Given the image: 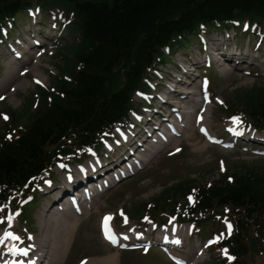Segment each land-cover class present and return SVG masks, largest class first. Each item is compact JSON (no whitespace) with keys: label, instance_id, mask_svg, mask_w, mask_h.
Instances as JSON below:
<instances>
[{"label":"trees","instance_id":"1","mask_svg":"<svg viewBox=\"0 0 264 264\" xmlns=\"http://www.w3.org/2000/svg\"><path fill=\"white\" fill-rule=\"evenodd\" d=\"M33 3L57 8L73 36L63 46L66 50L58 48L63 64L51 85H38L26 109L5 110L8 119L0 130L3 200L28 195L34 183H25L57 155L99 149L112 128L138 109L133 95L147 89L149 71L165 60L163 46L180 45L204 28L232 20L261 24L264 19V0H0V36L4 24ZM223 109L264 129V84L237 90L226 97ZM216 164L217 178L178 181L149 208L154 215L166 208L176 216L187 215L197 225L215 222L216 215L228 217L234 224L224 242L234 257L228 264H244L251 251L264 248V168L235 173L226 159ZM138 207L135 212L141 211Z\"/></svg>","mask_w":264,"mask_h":264},{"label":"rangeland","instance_id":"2","mask_svg":"<svg viewBox=\"0 0 264 264\" xmlns=\"http://www.w3.org/2000/svg\"><path fill=\"white\" fill-rule=\"evenodd\" d=\"M42 18H44L46 23H49L51 20L55 22V18H53L52 15L48 17L42 13L41 19ZM27 20L28 18L24 17V15H18L14 29L9 33V40L17 38L16 36L20 34L23 37H27L28 34L25 33V30L29 28V25L25 26ZM41 26H45L43 37L49 36L50 39L45 38L46 44L43 48L41 47L38 49L37 56L32 58L27 64L23 65L18 76L0 92V97H2V99H0V129L3 127V116L1 115V112H5L8 107L16 111H20L23 108L26 109V107H28L26 106L28 99H30L33 92L36 91L35 84L42 83L49 86L52 83V76L60 73L59 65L63 64V61L57 55L58 49L56 46L66 44L69 40L68 37L70 33L67 30L63 31L65 37H59L60 28L58 25L55 27H48L47 24H41ZM41 26H39V28H42ZM227 30L228 33H232L230 29ZM238 34L239 35L236 36V39L240 40L244 35L243 33ZM197 43L198 42L192 38L191 41L182 44L181 48H178L177 50L188 54H190V51L191 53L193 52L192 56L194 60L200 65L201 62H198L200 57L197 56ZM62 50L66 49L61 47V51ZM243 51H246V46L243 48ZM67 54H70V52L67 51ZM176 56H181V53L172 52L167 63L160 64L159 71L157 74H151L150 79L155 80L157 75L165 77L171 72H174L173 66L179 60ZM10 57V54L1 45V73H4L6 64L11 62ZM260 61L261 58L253 64L254 67L252 68V71L234 70L231 73H222L217 65L213 63L211 67L207 69V73L211 78L210 87L212 97L210 101L207 102L202 100L203 105L200 104V107L204 108L206 111L208 118L207 126L210 128L208 130L213 135H221L222 128H224L228 122V120H225L227 119L225 118L226 114L219 108L222 99L234 96L237 90H243L245 88H251L252 86L264 84V76L260 74L261 72L264 73V67ZM200 68L202 67L195 69L194 73H202ZM255 70L257 72H254ZM259 76H263V78ZM197 81L198 79L195 80V84ZM177 88L179 90H184L181 84H178ZM138 97L140 96L136 95V100ZM195 97L196 100H199L201 95L198 93ZM138 100H140V98ZM170 100L174 105H177L175 101L178 99L171 98ZM192 105V103H188V110H190ZM168 111L169 109L165 107L164 112ZM131 118L132 116H130V120ZM248 129L253 130L252 128ZM245 149L246 148L242 146L228 148L219 143H209L198 133V128L195 125L194 128L190 130L189 136L181 138L176 146L168 147L165 151L155 155L151 161L144 163L143 170L130 177L131 180L127 179L129 180L128 182L120 184L113 189L107 196L106 200L105 196L102 197L98 207L94 208L85 219L77 223L78 225L72 236L68 252L61 264H75L80 257L86 255L95 258L107 253L115 252V249L111 248L108 244H105L99 235L98 222L102 212L109 211L112 213L116 206H123L131 216L139 217L141 216V213L134 211L135 206H139L138 208L142 210L143 206L141 205L145 202L155 201V198H159V195L164 191L173 189L176 182L185 178H194L196 182H209L212 179L217 178L219 176V169L215 166L217 165L216 163L219 157L226 159L228 161L229 169L235 173L263 170L264 153L262 154V152H264V150ZM169 152L179 153L170 156L167 155ZM146 154L152 155V153L149 152ZM148 157L149 155L145 156V159ZM54 177L56 178V176ZM51 204L52 200L50 196H40L37 202L29 209L28 216L30 230L33 231L37 241L38 239H41L43 233H46L47 231L44 221L47 220V217H49L48 215L50 213L51 216L57 215L55 212V206L49 207ZM167 212L168 210H166V213ZM157 219L159 220V216ZM161 220H164L162 214ZM41 223H43L44 226H41ZM21 224L22 223H18L19 229L23 230ZM205 225L209 226V228H204L203 233L198 235L194 234L188 240L186 237L183 239L185 245L183 253L190 257L191 261H193L192 254L195 255V252L198 251L194 245L196 243H202L205 238L207 239L211 237L213 235L212 232L216 230L214 228L216 224L207 222ZM118 229L122 230L123 228L121 227ZM248 234L250 235L251 233L248 232ZM190 252H192V254ZM117 253V264H170L166 261L164 255L157 249H151L148 252L149 254L147 253L148 255H144L140 253V251H118ZM199 256L201 260L195 264L209 263V260H207L208 253L203 252ZM242 260L244 264H264V252L261 254L260 252L251 251V253Z\"/></svg>","mask_w":264,"mask_h":264},{"label":"bare ground","instance_id":"3","mask_svg":"<svg viewBox=\"0 0 264 264\" xmlns=\"http://www.w3.org/2000/svg\"><path fill=\"white\" fill-rule=\"evenodd\" d=\"M33 56H37V53H34L33 55H31L30 58H32ZM28 61L25 59L21 63L22 66L27 64ZM21 69L19 68L18 70H16V68L12 67L11 63H8L6 72H5V76H6L5 81L0 83V92L3 91V89L6 88V86L10 84L18 76V73ZM220 71L222 73H227V68L222 66V68H220ZM189 85L190 83L187 84V86H185V88H188L187 90L185 89V91L180 92V94L179 92L174 94V95H177V98L179 99L177 100L178 108L182 109V110L176 109L177 111L176 115L177 117H179L181 116V113H182V115L186 117L187 122L180 123L179 119L177 118L174 119V123L171 125L170 128L173 131L178 132L179 136L169 137L166 141L163 142L161 146L154 147L153 155L145 154L143 159L146 162L151 161L155 155H158V153H160L164 149L168 147L176 146L178 144V141L181 138H185L189 136V132L193 128L192 127L193 124L197 123L199 125L198 128L201 127V129H204L205 127H207L206 125H207L208 118L205 112L196 115L197 112L194 114L191 110H188L189 108L187 107L188 103L193 102V99L191 96H194V95L196 96L198 94L197 86L196 85L189 86ZM182 94H186V95H182ZM183 98H186V100H184ZM175 125H178V127L174 128ZM148 155L149 157L145 159V156H148ZM119 182L120 181H118L117 183H114L109 188L112 189L114 186H117ZM55 189L56 187H54L51 190L50 189L48 190L49 192H52ZM108 190L105 189L104 192H107ZM104 192L101 191L97 195H94L91 200L81 202L80 212L78 210H75V208L71 207L70 209L68 208V210L65 209L62 212H59L56 216H51V213L48 215L49 217H47V220L44 221L47 231L46 233H43L42 238L38 239L37 241L39 243V251H40V256L42 259L41 264L42 263L43 264H61L62 263L63 259L65 258V255L68 252L69 245L72 240V236L77 227V223L80 220H82L86 215H88L91 209L96 208L98 206V203L101 200L100 198L105 194ZM53 205L54 203L49 207H52ZM41 226H44V224L41 223ZM58 238H59V241H58ZM117 254H118L117 252H113V253H107L105 255L95 257V258L90 257V258H87L85 262L87 264H117V261H118ZM1 258L2 256L0 254V259Z\"/></svg>","mask_w":264,"mask_h":264},{"label":"snow or ice","instance_id":"4","mask_svg":"<svg viewBox=\"0 0 264 264\" xmlns=\"http://www.w3.org/2000/svg\"><path fill=\"white\" fill-rule=\"evenodd\" d=\"M38 82H39V81H38ZM0 99H2V97H0ZM4 119H8V117H7L6 114H4ZM230 119H231V120L233 121V123L236 124V125H239V124L242 123V121H241V119H240L239 116H232V117H230ZM230 130H233V129H230ZM9 138H11L10 135H9ZM229 179H231V177H230ZM189 199L191 200L192 197L190 196ZM121 214H123V213H121ZM9 219H10V217H9ZM110 219H111V214H107V215H105V217H104V233H105V236H106L107 239H109L112 243H116V236H115V233H113V232L111 231V229H110V227H109V225H108V221H109ZM146 219H147V218H146ZM228 227H229V229H231V227H232L231 224H229ZM5 235H6V236H14V234L11 233V232H7V233H5ZM15 238L18 239L19 237H15ZM125 238H126V237H125ZM0 242H2V241H0ZM121 246L123 247V245H121ZM145 250H147V249H145ZM18 251H21V250L18 249ZM223 252H224L225 255H227V249H224ZM229 259H234V257H229ZM81 264H84V261H82Z\"/></svg>","mask_w":264,"mask_h":264}]
</instances>
